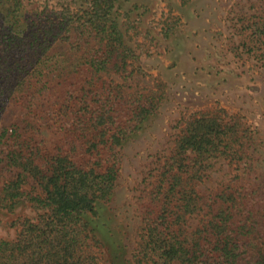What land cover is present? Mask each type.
Wrapping results in <instances>:
<instances>
[{"label": "trees", "instance_id": "obj_1", "mask_svg": "<svg viewBox=\"0 0 264 264\" xmlns=\"http://www.w3.org/2000/svg\"><path fill=\"white\" fill-rule=\"evenodd\" d=\"M8 1L0 111L18 114L0 127V210L27 203L36 215L9 223L16 232L0 236V264H99V247L114 241L105 235L111 218L101 202L107 208L113 198L125 141L155 112L146 102L119 100L101 75L111 64L125 67L129 53L113 15L118 0H81L77 11L67 5L47 23H21L22 1ZM247 29L246 50L264 59V8ZM75 33L98 38V46L72 60L55 58L53 43ZM223 112L185 119L157 165L135 264H264V179L208 181L221 160L247 164L252 157L251 127ZM43 131L55 135L52 147Z\"/></svg>", "mask_w": 264, "mask_h": 264}, {"label": "rangeland", "instance_id": "obj_2", "mask_svg": "<svg viewBox=\"0 0 264 264\" xmlns=\"http://www.w3.org/2000/svg\"><path fill=\"white\" fill-rule=\"evenodd\" d=\"M21 1L22 11L16 17L27 23L38 19L56 22L62 8L68 5L77 11L82 4L81 0ZM10 2L0 0V24ZM263 8L264 0L116 2L113 15L129 53L125 67L111 64L101 75L121 93L119 100L146 102L155 112L125 141L113 198L107 208L101 202L104 217L111 218L108 226L112 233L104 234L112 235L114 241L99 247V264H135L132 255L138 250L143 218L149 215L156 167L190 116L203 112L223 115L226 111L227 118H238L253 131L254 142L248 152L251 159L247 164L221 160L212 168L210 186L233 183L238 176L246 184L264 179V59L244 46L247 24ZM98 42L93 37L79 40L75 33L68 42L56 40L50 52L55 58L72 60ZM17 114L14 108L0 111V127L11 123ZM43 135L52 147L55 135L49 131ZM35 215L27 203L13 213L0 210V236L13 238L16 229L8 227L9 223L19 216Z\"/></svg>", "mask_w": 264, "mask_h": 264}]
</instances>
